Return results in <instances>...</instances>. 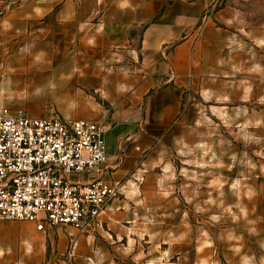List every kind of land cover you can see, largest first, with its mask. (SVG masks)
<instances>
[{
	"label": "crops",
	"instance_id": "1",
	"mask_svg": "<svg viewBox=\"0 0 264 264\" xmlns=\"http://www.w3.org/2000/svg\"><path fill=\"white\" fill-rule=\"evenodd\" d=\"M209 5L0 0V111L105 119L108 181L120 196L139 160L147 163L163 141L188 138L202 113L190 101L214 99L225 84L230 39ZM95 249V238L72 226L0 222V264H88Z\"/></svg>",
	"mask_w": 264,
	"mask_h": 264
},
{
	"label": "rangeland",
	"instance_id": "2",
	"mask_svg": "<svg viewBox=\"0 0 264 264\" xmlns=\"http://www.w3.org/2000/svg\"><path fill=\"white\" fill-rule=\"evenodd\" d=\"M209 4L230 39L225 84L190 101L188 138L139 160L102 224L72 226L95 238L88 264H264V0Z\"/></svg>",
	"mask_w": 264,
	"mask_h": 264
},
{
	"label": "built area",
	"instance_id": "3",
	"mask_svg": "<svg viewBox=\"0 0 264 264\" xmlns=\"http://www.w3.org/2000/svg\"><path fill=\"white\" fill-rule=\"evenodd\" d=\"M109 127L105 119H36L2 109L0 222H34L39 231L99 225L118 197L108 181Z\"/></svg>",
	"mask_w": 264,
	"mask_h": 264
}]
</instances>
